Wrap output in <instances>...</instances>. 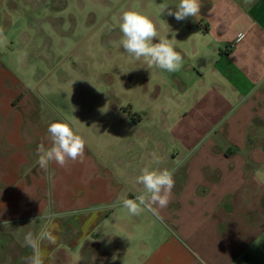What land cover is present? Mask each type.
<instances>
[{"label": "crops", "instance_id": "obj_1", "mask_svg": "<svg viewBox=\"0 0 264 264\" xmlns=\"http://www.w3.org/2000/svg\"><path fill=\"white\" fill-rule=\"evenodd\" d=\"M16 10L0 0V264H28L24 236L42 230L56 241L40 243L43 264H264V0H201L179 22L152 14L181 69L147 68V103L129 113L76 116L42 104ZM57 121L84 154L44 170L37 148ZM144 167L173 170L175 186L158 214L132 215L119 197L144 191Z\"/></svg>", "mask_w": 264, "mask_h": 264}, {"label": "rangeland", "instance_id": "obj_2", "mask_svg": "<svg viewBox=\"0 0 264 264\" xmlns=\"http://www.w3.org/2000/svg\"><path fill=\"white\" fill-rule=\"evenodd\" d=\"M13 1L30 42L26 56L43 77V105L63 113L68 107L76 116L83 107L122 105L129 113L128 104L147 103V65L120 45L119 25L127 11L153 20L160 14L158 0ZM159 19L160 28L168 27Z\"/></svg>", "mask_w": 264, "mask_h": 264}, {"label": "clouds", "instance_id": "obj_3", "mask_svg": "<svg viewBox=\"0 0 264 264\" xmlns=\"http://www.w3.org/2000/svg\"><path fill=\"white\" fill-rule=\"evenodd\" d=\"M160 7L161 13L167 10V15L174 16L179 22L198 16L201 0H179L175 11L167 4L162 3ZM119 27L123 34L120 45L136 61L143 60L147 68L157 67L171 73L179 71L183 66V57L175 50L172 39L159 37L155 23L148 16L138 11H127L123 14ZM154 38L159 42L153 43ZM47 131L51 146L46 148L44 144H40L37 148V163L42 169L47 170L52 162L64 167L69 160L76 161L83 156L85 141L67 122H53ZM152 156L158 163L160 157L155 153ZM136 179L138 184L143 185L144 191L135 199L121 195L119 200L122 207L132 215H140L145 209L158 214L157 209L165 208L170 202L171 190L175 186L173 170H152L144 167ZM44 240L52 244L56 242L55 237L47 230H42L36 235L28 232L24 236V245L33 250L28 264H43L39 248Z\"/></svg>", "mask_w": 264, "mask_h": 264}, {"label": "trees", "instance_id": "obj_4", "mask_svg": "<svg viewBox=\"0 0 264 264\" xmlns=\"http://www.w3.org/2000/svg\"><path fill=\"white\" fill-rule=\"evenodd\" d=\"M135 117H137L136 115H134ZM139 117V116H138Z\"/></svg>", "mask_w": 264, "mask_h": 264}]
</instances>
